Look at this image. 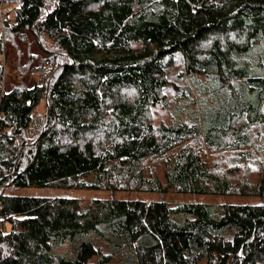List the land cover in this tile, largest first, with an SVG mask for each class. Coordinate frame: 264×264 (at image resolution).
<instances>
[{
	"label": "trees",
	"instance_id": "trees-1",
	"mask_svg": "<svg viewBox=\"0 0 264 264\" xmlns=\"http://www.w3.org/2000/svg\"><path fill=\"white\" fill-rule=\"evenodd\" d=\"M4 2L0 264H264V0Z\"/></svg>",
	"mask_w": 264,
	"mask_h": 264
},
{
	"label": "rangeland",
	"instance_id": "rangeland-1",
	"mask_svg": "<svg viewBox=\"0 0 264 264\" xmlns=\"http://www.w3.org/2000/svg\"><path fill=\"white\" fill-rule=\"evenodd\" d=\"M7 11V6L4 7V15ZM26 47H23V58L21 60V63L18 62V59L13 52H9L6 57L5 61V82H3V87H6V83L14 84L19 83L22 79L21 77V70L20 66L25 65L28 57L26 54ZM35 51H37L35 49ZM27 78L25 77V80ZM33 83V80L30 79L28 84L31 85ZM37 113H40L41 115L45 114V105L42 102L40 106L37 108ZM253 153V152H252ZM256 163V162H254ZM254 163H252V167L254 166ZM258 169L252 168V183L257 180V173ZM233 174V173H232ZM17 194L20 195H39V196H58V195H69L77 198H83L87 200H91L93 198H144L146 200H157L164 198L163 196L159 197L158 195H150V194H127L122 192H98V191H59V190H50V189H22L17 191ZM168 200L174 201V202H204V203H214V204H221V203H231V204H254V205H260L264 203V197H247V196H225V197H213V196H190V195H179V194H173L169 193L166 197ZM202 264H206L205 262Z\"/></svg>",
	"mask_w": 264,
	"mask_h": 264
},
{
	"label": "built area",
	"instance_id": "built-area-1",
	"mask_svg": "<svg viewBox=\"0 0 264 264\" xmlns=\"http://www.w3.org/2000/svg\"><path fill=\"white\" fill-rule=\"evenodd\" d=\"M5 0L0 1V25H1V30L3 31V23L5 21V15H4V5H5Z\"/></svg>",
	"mask_w": 264,
	"mask_h": 264
}]
</instances>
